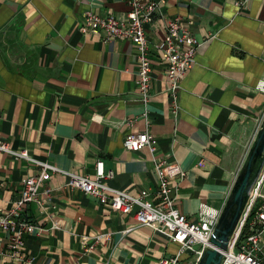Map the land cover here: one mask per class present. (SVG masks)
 Here are the masks:
<instances>
[{
  "label": "crops",
  "instance_id": "obj_1",
  "mask_svg": "<svg viewBox=\"0 0 264 264\" xmlns=\"http://www.w3.org/2000/svg\"><path fill=\"white\" fill-rule=\"evenodd\" d=\"M127 0H0V141L42 162L95 179L96 162L112 172L107 184L158 202L149 149L128 151L129 132H150L156 158L177 162L186 177L172 185L176 208L192 218L201 203L221 209L264 117V0H164L146 27L152 85L140 102L135 47L81 34L85 12L122 20ZM161 15L180 18L198 41L195 63L181 82L178 108L168 93L157 50ZM148 120V122H147ZM131 124V126H129ZM31 163L0 152V214L19 199ZM54 174L39 204L23 218L39 226L21 258L10 257L0 231V264H151L178 245L133 217L104 206ZM181 264H191L188 253Z\"/></svg>",
  "mask_w": 264,
  "mask_h": 264
},
{
  "label": "built area",
  "instance_id": "obj_2",
  "mask_svg": "<svg viewBox=\"0 0 264 264\" xmlns=\"http://www.w3.org/2000/svg\"><path fill=\"white\" fill-rule=\"evenodd\" d=\"M164 0H127L128 11L125 19L115 15H99L93 10L85 12L83 22L78 24L81 34L98 36L102 41L126 40L136 49L138 61V82L140 102L148 105L151 96L152 60L151 47L146 27L154 23L159 4ZM165 36L158 43L157 50L165 66L164 74L168 83V93L173 103V113L177 111V97L181 82L195 63V54L200 44L180 18L161 15ZM256 91L264 94V77L257 84ZM148 122V120H147ZM131 126V124H129ZM123 148L128 151L149 149L158 182L153 194L157 203L147 201L149 193L143 192L131 196L127 192L110 187L106 180L112 178V172L104 169L102 161L96 162L95 179L83 177L59 169L55 165L35 159L27 150H13L5 140L0 141V152L23 159L39 168V173L23 182L21 196L14 201L5 214H0V231L12 235L8 245L10 257L20 259L28 235L40 231L37 224L23 218L24 207L39 204L40 190L54 174L65 175L70 180V188L79 189L86 195L98 199L101 204L136 219L138 226L148 227L154 232L168 237L180 246L177 255L165 257L151 264H181V257L188 253L191 264H199L204 251L211 247L210 238L220 220L221 209L208 203H201L197 213L189 218L176 208L172 196V185L186 177L181 166L165 158L157 159V142L150 132H129L123 140ZM255 181L248 203L241 218L230 236L227 249L222 250L220 264H264V164ZM1 254V252H0Z\"/></svg>",
  "mask_w": 264,
  "mask_h": 264
},
{
  "label": "water",
  "instance_id": "obj_3",
  "mask_svg": "<svg viewBox=\"0 0 264 264\" xmlns=\"http://www.w3.org/2000/svg\"><path fill=\"white\" fill-rule=\"evenodd\" d=\"M264 164V117L257 128V132L251 141L244 156V160L238 169V173L232 184V188L221 208L220 220L213 230L210 245L204 251L199 264H220L222 250L227 249V243L238 224L241 214L245 209L253 185L260 175Z\"/></svg>",
  "mask_w": 264,
  "mask_h": 264
},
{
  "label": "rangeland",
  "instance_id": "obj_4",
  "mask_svg": "<svg viewBox=\"0 0 264 264\" xmlns=\"http://www.w3.org/2000/svg\"><path fill=\"white\" fill-rule=\"evenodd\" d=\"M242 215V214H241Z\"/></svg>",
  "mask_w": 264,
  "mask_h": 264
}]
</instances>
